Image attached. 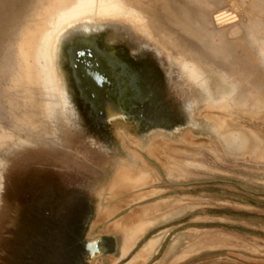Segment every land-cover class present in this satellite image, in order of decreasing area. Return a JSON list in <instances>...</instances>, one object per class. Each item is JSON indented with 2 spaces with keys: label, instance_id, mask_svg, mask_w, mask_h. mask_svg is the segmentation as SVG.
<instances>
[{
  "label": "rangeland",
  "instance_id": "obj_1",
  "mask_svg": "<svg viewBox=\"0 0 264 264\" xmlns=\"http://www.w3.org/2000/svg\"><path fill=\"white\" fill-rule=\"evenodd\" d=\"M84 1L52 0L47 24ZM102 1L131 12L145 34L158 24L190 60L174 48L171 59L129 22L125 32L83 23L60 36L56 62L66 68L72 101L63 93L59 140L3 153L16 140L0 151V264H65L69 246L100 234H112L109 249H120L136 215L137 243L107 264H136L133 253L155 235L140 263L166 238L154 258L168 246L180 253L170 264H264V0ZM43 2L0 0V75ZM218 12L232 21L215 25ZM86 60L110 75L127 114L117 131L72 70ZM45 90L34 78L23 99L39 109ZM15 101L0 113L8 116ZM124 171L135 177L115 191Z\"/></svg>",
  "mask_w": 264,
  "mask_h": 264
},
{
  "label": "bare ground",
  "instance_id": "obj_2",
  "mask_svg": "<svg viewBox=\"0 0 264 264\" xmlns=\"http://www.w3.org/2000/svg\"><path fill=\"white\" fill-rule=\"evenodd\" d=\"M51 2L52 0H44L35 15L24 23L21 34L3 61L2 67L4 72L0 75L1 109L7 111L4 104L12 99L16 101L15 107L9 110L10 114L8 116L0 113V151L14 143V141H20L17 142V144H13L14 146L12 145L11 148L4 150L3 153L13 148H19L21 146L31 147L38 143L55 145L59 140L57 128L54 123L55 114L62 107L63 93L66 98L72 101V89L65 66L64 68H61L59 65L57 66L56 52L60 36L70 27L85 23L86 29H89L87 28V23L95 25L97 23L103 30L118 33L119 28H121V30L123 29V32L127 31L128 28L124 23L129 22L136 29L141 31L147 41L153 43L162 53L168 55L170 58L171 54L169 51H171L172 48L177 50L181 58H183L182 51L188 53V49L184 43H181L183 48H180L179 43H175L171 40L169 41L166 37V33L163 34V30L158 24H152L150 35L145 34L131 12L125 11L121 7L110 5L108 2L102 0H85L75 7H67L66 17L62 18V16H58V23L47 24V15L52 4ZM205 2L207 3V0H205ZM136 9L139 8L136 7ZM223 12L220 14L218 12V14L214 15V17L216 16L214 18V21H216L215 25L220 26L232 21V19H230L231 16L227 17L228 15H225L226 13L224 12V14ZM102 23L113 24L105 25ZM114 23H122L124 26H117ZM232 26H234V24ZM44 32L45 35H43ZM137 49L138 47L135 50ZM171 53L174 55L172 51ZM184 60L189 62L190 58H185ZM199 64L201 65V61ZM204 69V72L207 70L209 71L208 67ZM34 78H36L37 82L42 81L46 88L43 93L45 102L39 109L35 108L33 105L29 106L28 101L23 99L27 87L31 82L33 83ZM26 102V108H32L35 111L32 116L29 115L31 112H29V114H24L23 110L25 109H23V107ZM20 103H22V105H20ZM36 114L38 116L35 117ZM109 120L113 121L117 126V131L121 128L122 122H124L125 119L123 115L119 113L115 116L112 115ZM0 161L2 162L1 159ZM134 177L130 172L124 171L120 173L115 177L113 183L114 190L127 189L128 184ZM137 216L138 215L131 216L132 220L129 222V226L132 228V231L123 244L121 251L122 257L132 249L140 237L139 229H141L140 226L142 224ZM97 237L98 236H95L94 238ZM101 255L102 254H97L92 257L89 263Z\"/></svg>",
  "mask_w": 264,
  "mask_h": 264
},
{
  "label": "water",
  "instance_id": "obj_3",
  "mask_svg": "<svg viewBox=\"0 0 264 264\" xmlns=\"http://www.w3.org/2000/svg\"><path fill=\"white\" fill-rule=\"evenodd\" d=\"M76 70L80 78V83L85 85L92 93V96L96 98L99 105V114L103 120L111 119L112 115L122 114L126 117L127 114L124 108L119 104L118 97L114 96L113 89H110L109 74L105 71L99 72L93 67L89 60L83 63V65H77L72 67V70ZM109 75V76H108ZM107 239L105 236L99 235L97 238L84 240L81 244L83 246L82 257L86 262L97 254H105L110 251L108 247Z\"/></svg>",
  "mask_w": 264,
  "mask_h": 264
},
{
  "label": "crops",
  "instance_id": "obj_4",
  "mask_svg": "<svg viewBox=\"0 0 264 264\" xmlns=\"http://www.w3.org/2000/svg\"><path fill=\"white\" fill-rule=\"evenodd\" d=\"M102 236H105V238L108 240L109 237H112V234H100ZM156 236V235H155ZM155 236H152L150 238H148V240H146L141 248H140V251L136 252V253H133L132 257H135V256H138L137 257V260H136V264H170L171 261H173L175 258L179 257L180 256V253L175 251L174 253H172V251H168V246L166 247V249L164 250V252L162 251L160 253V255L157 257V258H154L155 255H157L163 248V245L166 241V238H163L161 240V236L160 238L158 239L157 241V246L159 244V250L158 252H155L156 251V248L153 249L155 251H153L152 253L149 254L148 258L143 262V263H140V259L143 258V256H145L147 254L148 251H151L150 248H143V246L148 242L150 241L152 238H154ZM106 240V241H107ZM121 247L122 245L120 246V249L118 247V249H115V250H110L109 252L101 255L98 259V264H107L108 262H112V259H119L117 260V263H119L121 260L123 259H120L122 258L121 257ZM142 248H143V251H142ZM155 252V253H154ZM182 255V254H181ZM130 258V259H131ZM188 258H185V259H182V260H179V261H176L175 263L173 264H183Z\"/></svg>",
  "mask_w": 264,
  "mask_h": 264
},
{
  "label": "flooded vegetation",
  "instance_id": "obj_5",
  "mask_svg": "<svg viewBox=\"0 0 264 264\" xmlns=\"http://www.w3.org/2000/svg\"><path fill=\"white\" fill-rule=\"evenodd\" d=\"M65 50H66V45H65ZM162 74H163V72L161 70V76H162ZM191 81L197 83L196 80H191ZM175 113L179 117H182L183 116V115L181 116V114H180V112L178 110L177 104H176ZM179 117L176 118V121H175L176 124H179L178 123V120H181V118H179ZM82 252H83V246H82V244H80L79 242L73 243V245L71 247L69 246L66 249V252L63 253V257H64L65 264H86L84 258L82 257Z\"/></svg>",
  "mask_w": 264,
  "mask_h": 264
}]
</instances>
